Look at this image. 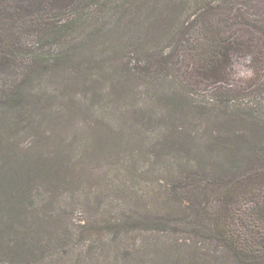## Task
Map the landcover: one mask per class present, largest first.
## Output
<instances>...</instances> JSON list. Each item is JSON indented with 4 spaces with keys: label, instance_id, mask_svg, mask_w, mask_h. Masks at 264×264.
<instances>
[{
    "label": "trees",
    "instance_id": "obj_1",
    "mask_svg": "<svg viewBox=\"0 0 264 264\" xmlns=\"http://www.w3.org/2000/svg\"><path fill=\"white\" fill-rule=\"evenodd\" d=\"M239 56L256 79L237 88ZM138 124L166 126L156 161L180 158L161 193L171 212L103 196L98 218L47 233L70 217L57 188L85 171L86 135L123 149ZM138 235L188 264H264V0H0V264H44L74 237L130 256Z\"/></svg>",
    "mask_w": 264,
    "mask_h": 264
},
{
    "label": "rangeland",
    "instance_id": "obj_2",
    "mask_svg": "<svg viewBox=\"0 0 264 264\" xmlns=\"http://www.w3.org/2000/svg\"><path fill=\"white\" fill-rule=\"evenodd\" d=\"M256 75L249 57L239 56L233 60L231 72L228 80L235 84L237 88L244 87L255 81ZM202 99V96H198ZM148 113L152 115H161L163 110L156 109L153 103L147 104ZM116 110L118 106L116 105ZM146 118H151L146 116ZM86 123V121L82 122ZM166 130V126L155 129H147L138 124L130 133L134 136V142L121 149L113 146L99 147L103 139L101 127L97 128V133L90 132L86 136L90 141V150L86 154L79 149L76 152L74 162L80 167H86L82 172L80 169L73 172H67L63 176L69 177L72 183L61 184L57 188L60 194L58 206L65 208L70 217L52 219L51 222L46 221L44 227L46 232L49 229L62 230L63 227L73 229L72 224L86 223L93 218H98L97 212L94 210L93 202L98 198L106 197V201H111L112 208H129L137 210L138 216L142 218L151 217L147 210H159L160 212H171L169 208L163 204L162 194L164 186L170 183L172 178L171 172L175 168L174 160L180 159L174 154H170L171 160L163 163L156 161L151 149L154 144ZM101 138V139H100ZM84 138H77L81 142ZM104 140V139H103ZM107 141H109L107 139ZM96 143V145H95ZM121 149V150H120ZM46 151V149L44 150ZM134 158H137L135 162ZM164 173H163V172ZM125 185V188L123 187ZM129 189L126 191V189ZM55 191V189H52ZM127 193L131 194L130 198ZM136 198V199H134ZM91 200V205L89 203ZM96 207V206H95ZM106 210L111 209L105 205ZM79 219V220H77ZM68 225V226H67ZM48 226V227H47ZM168 239L164 238H147L144 235L136 236L135 240H127V245L136 244L139 247L138 254L125 255L121 244H97L92 252L85 253L89 244L96 245L90 240H77L76 237L66 241L69 243L68 248L60 249L59 252L51 253L50 257L44 264H188L189 260L184 261L185 251H181L183 257H166L162 254L161 249L164 247L163 242ZM88 241L90 243H88ZM99 241V240H92ZM183 240H178L180 243ZM186 242H188L186 240ZM98 247V249H97ZM122 247V248H121Z\"/></svg>",
    "mask_w": 264,
    "mask_h": 264
}]
</instances>
